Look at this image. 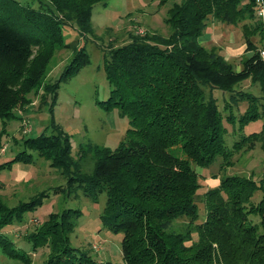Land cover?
<instances>
[{
	"label": "trees",
	"instance_id": "1",
	"mask_svg": "<svg viewBox=\"0 0 264 264\" xmlns=\"http://www.w3.org/2000/svg\"><path fill=\"white\" fill-rule=\"evenodd\" d=\"M104 1L48 0L52 8L46 10L21 0H0V119L4 123L32 104L30 96L41 89L58 50H70L73 57L58 82L45 87L54 99L59 84L89 64L86 47L66 43L63 27L76 24L85 39L93 33L94 6ZM256 7L257 0H183L170 9L165 21L173 30L168 38L132 34L130 43L109 51L104 71L111 91L103 107L118 109L130 125L127 141L115 149L89 145L76 161L68 136L54 126L52 132L23 140L24 150L2 162L5 132L1 131L0 174L16 164L33 165L40 158L62 170L66 185L14 207L0 201V250L31 264L29 254L16 247L4 228L23 223L43 206L50 192L71 196L82 189L95 203L106 194L103 227L123 234L124 264H264V171L259 181L223 176L202 197L197 171L217 163L221 169L233 167L235 156L245 147L254 149L262 142L264 148V125L259 133L245 134L264 114V57L257 43L258 38L262 42L264 30ZM210 17L228 25L243 23L249 56L240 71L199 42ZM248 80L260 83L262 96L245 92L231 96V103L240 98L249 106L237 117L228 103L225 117L206 88L232 93ZM225 122L239 132V140L232 144L226 139ZM89 155L96 163L91 173L84 174L81 166ZM200 197L206 212L203 220ZM81 215L73 209L52 213L26 236L34 250L48 248L43 264H113L96 261L88 250L72 246L71 235ZM184 218L186 230L176 232L174 224Z\"/></svg>",
	"mask_w": 264,
	"mask_h": 264
},
{
	"label": "rangeland",
	"instance_id": "2",
	"mask_svg": "<svg viewBox=\"0 0 264 264\" xmlns=\"http://www.w3.org/2000/svg\"><path fill=\"white\" fill-rule=\"evenodd\" d=\"M25 4L49 10L52 5L48 0H21ZM183 0H105L94 6L92 26L93 33L85 39L79 34L76 24L69 23L63 27L66 43H79L86 47L90 62L74 77L59 84L55 99L49 95L45 87L58 82L73 57L70 50H58L51 61L46 78L41 89L33 92L32 104L26 112L17 113L18 118L4 123L0 119V132L4 131V143L1 149V161H9L24 150L23 140L36 138L44 131L52 132L54 126L60 127L68 136L72 144V157L78 160L82 149L89 145L101 148L115 149L127 141V132L130 128L129 120L121 116L118 109L107 111L103 106L108 101L111 86L104 71L105 56L112 48L126 45L131 41V35L162 36L168 38L173 30L165 22L169 11L175 4ZM257 11V7H256ZM263 26V24H262ZM264 30V26H263ZM259 47L264 49V34L262 42L257 39ZM201 45L209 52L221 55L240 71L243 61L249 56L246 54L243 23L228 25L210 17L207 28L199 38ZM259 82L248 80L234 88V92H223L206 88L217 99L224 116H227L225 106L231 103L230 99L239 92L262 96ZM239 98V97H238ZM234 114L239 117L248 109L246 100L238 99L232 102ZM229 114V113H228ZM264 125V114L261 120L252 123L245 129V134L261 132ZM228 130L227 140L232 144L239 140L237 128L225 122ZM237 127V125H236ZM263 143L256 144L254 149H245L234 158V166L221 169L217 163L210 169H199V196L219 185L220 179L226 175L252 177L259 181L264 171ZM35 155V153H33ZM36 156V155H35ZM96 158L89 155L83 161L81 171L91 173ZM66 180L62 170L52 168L50 162L36 158L33 165L16 164L12 169L0 174V201L9 206H18L28 202L45 190H54L64 187ZM201 197L198 200L201 220L205 216V206ZM259 193L254 201L260 200ZM106 205V194H102L95 203L78 189L76 194L50 192L42 207L26 216L23 223L13 224L4 228L3 232L12 239L17 248L29 254L31 264H43L48 248L33 249L26 239L48 220L49 215L65 209L79 210L81 217L71 235V244L74 247L88 250L96 261L124 264L122 242L123 234H115L103 227L101 215ZM188 220H178L173 228L176 232H184ZM196 237V235H195ZM0 264H25L22 261L9 258L0 250Z\"/></svg>",
	"mask_w": 264,
	"mask_h": 264
},
{
	"label": "built area",
	"instance_id": "3",
	"mask_svg": "<svg viewBox=\"0 0 264 264\" xmlns=\"http://www.w3.org/2000/svg\"><path fill=\"white\" fill-rule=\"evenodd\" d=\"M257 14L264 26V0H257ZM262 55L264 57V49L262 50Z\"/></svg>",
	"mask_w": 264,
	"mask_h": 264
}]
</instances>
